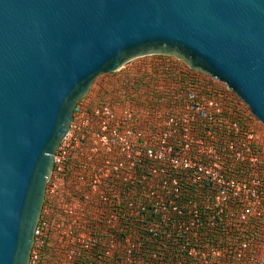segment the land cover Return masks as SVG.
<instances>
[{"label":"water","instance_id":"water-1","mask_svg":"<svg viewBox=\"0 0 264 264\" xmlns=\"http://www.w3.org/2000/svg\"><path fill=\"white\" fill-rule=\"evenodd\" d=\"M150 54L225 82L264 123V0H0V264H30L78 102Z\"/></svg>","mask_w":264,"mask_h":264},{"label":"built area","instance_id":"built-area-1","mask_svg":"<svg viewBox=\"0 0 264 264\" xmlns=\"http://www.w3.org/2000/svg\"><path fill=\"white\" fill-rule=\"evenodd\" d=\"M101 109L90 129L85 111L81 118L80 110L75 113L50 179L57 198L74 173L84 198L108 215L65 218L56 227L52 217L41 218L31 257L39 261L49 237H58L66 250L60 264H260L257 250L264 241L244 231L256 219L264 221V188L255 172L240 178L229 167L232 159L256 164L258 157L249 140L230 138L222 150H205L199 133L238 129L224 115L223 99L194 100L178 120L168 117L149 134L131 120L111 121L109 106ZM175 135L178 146L171 142ZM140 184L145 198L138 197ZM236 203L241 208L235 213ZM144 213L147 218H138Z\"/></svg>","mask_w":264,"mask_h":264},{"label":"rangeland","instance_id":"rangeland-1","mask_svg":"<svg viewBox=\"0 0 264 264\" xmlns=\"http://www.w3.org/2000/svg\"><path fill=\"white\" fill-rule=\"evenodd\" d=\"M218 97L223 99L224 115L236 121L238 129H222L212 136L202 128L199 133L205 137L204 149L218 147L222 150L227 139L230 138L238 143L249 140L251 153L258 157L257 163L232 159L229 163L230 171L235 177L240 178L245 177L246 171L255 172L264 188V123L225 82L202 70L192 68L186 61L176 56L150 54L135 57L114 72L100 74L89 92L78 102L80 110L78 111L79 114L85 111L89 120V123L85 125L87 129L96 125L95 121L100 119L96 110H102L101 108L105 106H109L110 114L114 115L111 121L119 117L130 121L129 114L136 113L137 120L130 122L138 130L149 134L151 128L155 132L168 117L178 120L190 102L201 98ZM78 116L82 117L81 114ZM177 138V135L171 137V142L175 146L179 144ZM73 167L76 171L77 163H74ZM83 185L74 177V173H70L64 180L60 197L56 198L52 193V181L49 178L41 218L52 217L56 227L57 223L65 221V218H86L89 221L98 216L103 218V211L105 216L108 215L109 210L84 198ZM141 194H144V184L139 185L138 197L145 198V195ZM67 203L72 207V213L67 211ZM240 208L241 204L236 203L235 213ZM138 218H147V216L144 213ZM259 219H256L255 224H251L248 231L244 232L256 234L260 243L264 241V221ZM42 254L39 261L31 257L30 264H60L61 261L66 260V250L58 237H49ZM263 258L264 248H259L257 250L259 263L263 261Z\"/></svg>","mask_w":264,"mask_h":264},{"label":"flooded vegetation","instance_id":"flooded-vegetation-1","mask_svg":"<svg viewBox=\"0 0 264 264\" xmlns=\"http://www.w3.org/2000/svg\"><path fill=\"white\" fill-rule=\"evenodd\" d=\"M115 108V107H114ZM116 109V108H115ZM116 112H117V109H116ZM117 116H119L118 114H116ZM129 116H130V120L131 121H136L137 120V116H136V113H134V115L133 114H129ZM117 119H119V120H122L120 117L119 118H117Z\"/></svg>","mask_w":264,"mask_h":264}]
</instances>
